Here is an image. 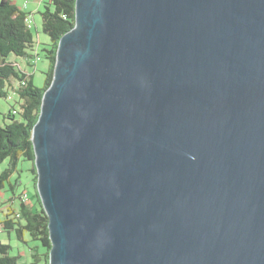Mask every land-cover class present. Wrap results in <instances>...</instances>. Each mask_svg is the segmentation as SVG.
I'll list each match as a JSON object with an SVG mask.
<instances>
[{"label":"water","instance_id":"water-1","mask_svg":"<svg viewBox=\"0 0 264 264\" xmlns=\"http://www.w3.org/2000/svg\"><path fill=\"white\" fill-rule=\"evenodd\" d=\"M31 141L49 264H264V0H76Z\"/></svg>","mask_w":264,"mask_h":264},{"label":"trees","instance_id":"trees-1","mask_svg":"<svg viewBox=\"0 0 264 264\" xmlns=\"http://www.w3.org/2000/svg\"><path fill=\"white\" fill-rule=\"evenodd\" d=\"M75 4L76 0H47L40 16L42 32L49 42L38 51L32 26L25 21L32 14L27 15L13 0H0V98L11 103L0 119V164L5 160L8 163L0 173V233H7L9 238L13 235L28 249L24 256L19 249L13 255L12 246L0 241V264H49V219L36 188L31 133L40 115L43 93L53 79L59 40L75 25ZM40 54L48 62V71L43 86L37 87L32 74L16 59H26L32 66L31 61L39 59ZM21 160L31 163L35 192L30 199L26 191L17 192L18 179L10 180Z\"/></svg>","mask_w":264,"mask_h":264},{"label":"rangeland","instance_id":"rangeland-1","mask_svg":"<svg viewBox=\"0 0 264 264\" xmlns=\"http://www.w3.org/2000/svg\"><path fill=\"white\" fill-rule=\"evenodd\" d=\"M14 3L19 6L23 7L24 11L27 13V15L32 14V32L34 35V38L38 41L37 50L40 51V49L49 42V38L42 32L41 28V16L40 12L43 11L44 4L47 2V0H13ZM19 64H21L22 68L26 70L28 73L32 74V80L35 86L42 87L46 78V72L48 71V62L39 55V59L37 60L36 57L31 61L32 66H30L28 62H26V59H16ZM11 103L7 102L5 99L0 98V119L2 120V117L4 114L8 112L10 109ZM7 160L2 162L0 164V173L7 168ZM31 163L28 161L21 160L17 167V172H14L10 180L14 182L15 180H19V185L17 186V192H20L22 190L26 191L28 199L31 198L32 194H34V184L32 179V173L30 172ZM0 241L4 243H9L13 250L12 254L14 255L16 253V250L19 249L21 252V255H25L23 252H28V249L26 246L20 244L16 238L12 235L11 238L8 237L7 233L2 232L0 233ZM32 246L33 244L30 243Z\"/></svg>","mask_w":264,"mask_h":264},{"label":"built area","instance_id":"built-area-1","mask_svg":"<svg viewBox=\"0 0 264 264\" xmlns=\"http://www.w3.org/2000/svg\"><path fill=\"white\" fill-rule=\"evenodd\" d=\"M25 21H26V24H27L29 27L32 26V17H27ZM37 60H38V59H37ZM1 230H2V227H1V224H0V232H1Z\"/></svg>","mask_w":264,"mask_h":264},{"label":"clouds","instance_id":"clouds-1","mask_svg":"<svg viewBox=\"0 0 264 264\" xmlns=\"http://www.w3.org/2000/svg\"><path fill=\"white\" fill-rule=\"evenodd\" d=\"M32 17V16H31Z\"/></svg>","mask_w":264,"mask_h":264}]
</instances>
